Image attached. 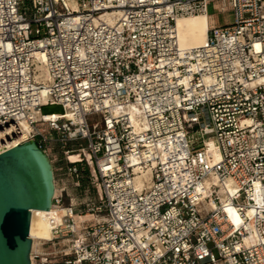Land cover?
I'll list each match as a JSON object with an SVG mask.
<instances>
[{
  "label": "built area",
  "instance_id": "1",
  "mask_svg": "<svg viewBox=\"0 0 264 264\" xmlns=\"http://www.w3.org/2000/svg\"><path fill=\"white\" fill-rule=\"evenodd\" d=\"M75 1L0 0V131L55 132L100 197L32 264H264V0L192 48L177 20L219 0Z\"/></svg>",
  "mask_w": 264,
  "mask_h": 264
},
{
  "label": "water",
  "instance_id": "2",
  "mask_svg": "<svg viewBox=\"0 0 264 264\" xmlns=\"http://www.w3.org/2000/svg\"><path fill=\"white\" fill-rule=\"evenodd\" d=\"M42 113L64 109L45 106ZM54 192L50 159L33 140L0 154V264H32V211H49Z\"/></svg>",
  "mask_w": 264,
  "mask_h": 264
},
{
  "label": "rangeland",
  "instance_id": "3",
  "mask_svg": "<svg viewBox=\"0 0 264 264\" xmlns=\"http://www.w3.org/2000/svg\"><path fill=\"white\" fill-rule=\"evenodd\" d=\"M225 6L226 11L221 12V7ZM210 30L217 26H224L231 23L234 19L231 10L230 0L214 1L209 7ZM48 142L43 146V151L50 159L53 167L55 186L58 190L57 197L61 199L60 207H73L79 215L92 217L90 211L99 202V192L89 184L86 169L83 170L80 182L68 171L69 160L63 154V145L59 141L60 136L53 131L46 130ZM200 134H190L192 145H199ZM75 142L68 143L67 146L74 148ZM76 156H71L70 160H75ZM63 220V219H61ZM90 220V219H89ZM37 242V240H36Z\"/></svg>",
  "mask_w": 264,
  "mask_h": 264
},
{
  "label": "bare ground",
  "instance_id": "4",
  "mask_svg": "<svg viewBox=\"0 0 264 264\" xmlns=\"http://www.w3.org/2000/svg\"><path fill=\"white\" fill-rule=\"evenodd\" d=\"M72 9L77 10V3L75 0H66ZM209 18L206 15L192 16L187 18H179L177 20L176 28L179 39V44L182 48L200 47L206 44L209 31ZM49 115V114H48ZM70 117V116H68ZM23 132L20 137H10L5 131H0V152L7 149H12L18 146L21 142L28 138L29 127L22 124ZM210 148L215 149V144L211 143ZM79 160L76 156L74 162ZM58 195L57 187L55 186L54 198ZM69 213L67 207H58L53 204L49 211H32L30 237L33 240L34 246L36 240H51L54 237V228L63 224V216ZM76 225H80L83 220H88L92 217H85V215H74ZM238 219H235L237 222Z\"/></svg>",
  "mask_w": 264,
  "mask_h": 264
},
{
  "label": "crops",
  "instance_id": "5",
  "mask_svg": "<svg viewBox=\"0 0 264 264\" xmlns=\"http://www.w3.org/2000/svg\"><path fill=\"white\" fill-rule=\"evenodd\" d=\"M209 26H210V18H209Z\"/></svg>",
  "mask_w": 264,
  "mask_h": 264
},
{
  "label": "trees",
  "instance_id": "6",
  "mask_svg": "<svg viewBox=\"0 0 264 264\" xmlns=\"http://www.w3.org/2000/svg\"><path fill=\"white\" fill-rule=\"evenodd\" d=\"M87 173V172H86Z\"/></svg>",
  "mask_w": 264,
  "mask_h": 264
}]
</instances>
